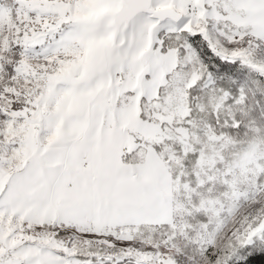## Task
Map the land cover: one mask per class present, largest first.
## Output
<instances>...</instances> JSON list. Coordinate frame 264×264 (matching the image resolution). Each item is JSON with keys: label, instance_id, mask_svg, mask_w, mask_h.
I'll return each mask as SVG.
<instances>
[{"label": "snow or ice", "instance_id": "obj_1", "mask_svg": "<svg viewBox=\"0 0 264 264\" xmlns=\"http://www.w3.org/2000/svg\"><path fill=\"white\" fill-rule=\"evenodd\" d=\"M256 257L264 0H0V264Z\"/></svg>", "mask_w": 264, "mask_h": 264}, {"label": "trees", "instance_id": "obj_2", "mask_svg": "<svg viewBox=\"0 0 264 264\" xmlns=\"http://www.w3.org/2000/svg\"><path fill=\"white\" fill-rule=\"evenodd\" d=\"M264 259V258H261V257H256L255 258V261H254V264H260V261Z\"/></svg>", "mask_w": 264, "mask_h": 264}]
</instances>
